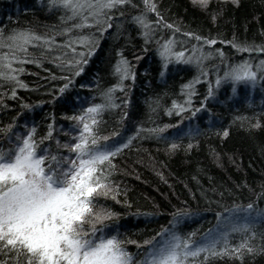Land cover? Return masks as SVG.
<instances>
[{
  "label": "trees",
  "instance_id": "1",
  "mask_svg": "<svg viewBox=\"0 0 264 264\" xmlns=\"http://www.w3.org/2000/svg\"><path fill=\"white\" fill-rule=\"evenodd\" d=\"M136 2L139 4L140 0ZM157 3L164 19L175 24L180 31L161 28L155 33L154 42L147 45L148 51L144 52L139 30L127 23L128 13L135 14L136 10L129 9L124 17H118L124 22V29L119 34L114 24L102 36L96 27L73 29L70 35H59L58 30L71 27L72 22L62 23L63 10H49L48 0H0V31L10 33L30 29L39 35L55 37L50 52L45 51L44 46L29 49L40 58V66L34 63L22 66L25 71L19 78L27 87L17 88L15 99L11 98V87L0 82V129L14 124L12 131L23 134L35 126L39 138L46 133L47 125L52 123L50 117L54 115V137L63 144L70 139L63 132L73 123L63 117L72 115L74 108L78 112V103L85 107L102 103L103 91L116 83L112 66L119 59V52L134 66L136 81L134 85L131 81L125 82L127 95L116 93V103L122 104L127 99V106L103 114L102 132L105 135L114 130L120 133L119 136H110L108 143L126 141L141 126L148 129L171 125L160 134L167 139L142 132L115 158L117 168L112 180L119 186L117 199L120 202L102 201L119 214L116 223L122 226V238L141 244L145 239L158 238L157 233L170 228L177 211L198 214V218L185 223L186 215L180 217L174 229L181 236L194 232V239H197L211 228L217 221V213H224L225 208L254 202L256 207L264 209V198L257 199L264 191V79H258L255 86L237 85L235 94L230 83H222L214 98L201 104L209 83L215 88L218 75L223 77L226 71L244 61L250 62L255 70V66L264 60V52H237L228 43L235 37L238 43L264 45V0H240L239 8L213 0L210 11L222 9L215 21L209 12L194 8L190 0H157ZM184 32H195L216 39L217 43L211 46L202 42L198 44L195 39L184 36ZM79 37L98 41L95 53L84 65L82 74L73 77V83L64 95L51 103L52 96H58V89L66 82L60 77L69 75L57 67L59 61L53 58L67 53V58L71 59V49L60 45ZM172 38L176 41V50L184 51L186 57L193 55V47L200 48L206 56L211 53L201 65L208 75L201 77V82L195 85L196 95L192 97L191 107L193 111L201 110L194 116L191 111L179 116L175 112L167 114L173 101L184 103L186 96L182 94V86L200 73L195 63H173L161 81L155 41L163 43ZM73 47L78 52L87 51L78 43ZM218 50L224 52L223 59ZM3 51L6 50H0V55ZM41 52H44L43 57ZM200 54V51L195 53ZM136 56L141 59L137 60ZM53 76L56 79H52ZM258 76H264V73L258 72ZM23 104L30 108H22ZM125 111L127 118L121 121ZM257 120L262 127L250 129V122ZM196 130L199 135L195 134ZM225 130L229 133L227 137H223ZM178 132L182 133L181 137L177 136ZM172 141L180 144L175 152H169ZM189 143L193 148L186 150ZM6 144L7 140L0 132V146ZM52 148L56 150L55 141ZM60 151L68 154L62 148ZM261 233H264V224L257 226V238L252 241L257 248L264 243L260 239ZM228 239L231 245H238L242 235L233 233ZM127 247L135 256L143 253L147 246L138 249L130 244ZM210 264H240V261L225 257L213 259ZM243 264H264V252L246 254Z\"/></svg>",
  "mask_w": 264,
  "mask_h": 264
},
{
  "label": "snow or ice",
  "instance_id": "2",
  "mask_svg": "<svg viewBox=\"0 0 264 264\" xmlns=\"http://www.w3.org/2000/svg\"><path fill=\"white\" fill-rule=\"evenodd\" d=\"M194 8L209 12L213 21L221 14L222 9L210 11L213 0H190ZM219 4L231 3L240 7V0H218ZM142 5V8H141ZM49 10H63L61 22H72L71 27L58 30L59 35H70L73 29L96 27L102 36L105 31L115 28L117 34L124 29V22L118 17H124L129 9L136 10L135 14L128 13L127 23L134 25L143 38L144 52L147 45L154 42V36L161 28L179 32L180 29L173 23L164 19L157 0H48ZM152 17H155L154 19ZM184 36L195 39L198 44L215 45L216 39L202 37L195 32H184ZM264 35V33H262ZM55 37L39 35L30 29L13 30L10 33L0 31V82L11 87V98H16L17 88L27 86L19 76L28 63L40 66V58L29 52L30 48L45 47V51H52ZM86 47L87 51H77L74 44ZM157 54L160 58L159 76L163 82L169 72V65L193 64L200 68L199 75L182 86V94L186 96L183 104L173 101L167 114L182 115L192 112L194 116L200 108L192 110V97L196 95L195 85L201 82V77L208 75L201 65L211 56L204 55L202 50L193 47V55L187 56L184 51L176 50L174 38L163 43L155 41ZM224 43V41H221ZM228 43L237 52H264V45L257 46L247 42L238 43L233 38ZM98 41L87 37L76 40L69 39L60 47L70 48L71 59L67 53L55 56L59 61L57 67L69 75L61 76L66 81L58 89V96L53 95L51 103L63 96L73 83V77L80 76L84 65L94 55ZM200 51L199 56L195 55ZM221 59L224 52L219 51ZM44 52H41L43 57ZM119 59L112 66V74L116 83L102 93V103H94L85 107L78 103L79 111L73 109L72 115L63 118L72 121V125L63 132L70 139L63 144L55 139V116H51L52 123L47 125L44 135L37 138V128L32 126L25 133L12 131L14 124L0 129L7 140V144L0 146V264H210L213 259H228L240 261L243 264L244 256L264 252V243L259 248L252 244L257 238V226L264 224V209L256 207L254 202L246 206L233 205L225 208L224 213H217L215 229H209L204 236L196 240V233L181 236L174 230L179 218L186 215L177 211L174 214L170 228L157 233V237L145 239L143 243L122 238V226L116 223L118 213L112 211L102 201L112 199L119 203V186L112 176L116 172L115 158L124 149L132 145L133 140L139 138L142 132L156 135L158 138L171 125L148 128L143 126L136 130L135 135L129 136L126 141L108 143L110 136H119L118 131L105 135L101 126L105 122L103 114L127 106L128 100L122 104L116 103V93L127 95L125 82L136 81V73L132 63L117 53ZM136 59H141L136 56ZM20 65L21 67H14ZM258 72L264 73V60L254 66L244 61L226 71L223 77L217 76L215 88L209 83L208 92L203 105L208 99L214 98L216 90L222 83H230L232 92H237V85L245 84L255 86ZM52 79H56L55 76ZM99 85V81H97ZM22 108H30L23 104ZM155 110V109H153ZM125 111L121 121L127 118ZM246 119V118H238ZM257 120L250 122V129L261 128ZM196 135L199 131L196 130ZM192 135V132H189ZM229 135L223 131V137ZM182 136L181 132L177 133ZM48 141V144H45ZM55 141L56 150L52 148ZM64 149L65 155L60 149ZM180 144L170 142L169 152H175ZM193 144L189 143L186 150H191ZM246 186V185H245ZM264 198L262 191L257 199ZM240 213H244L241 217ZM243 220V222H241ZM233 233L242 235L238 245L229 243V236ZM260 239L264 241V233ZM134 244L138 249L142 246L143 253L133 255L127 245ZM139 257V258H138Z\"/></svg>",
  "mask_w": 264,
  "mask_h": 264
},
{
  "label": "bare ground",
  "instance_id": "3",
  "mask_svg": "<svg viewBox=\"0 0 264 264\" xmlns=\"http://www.w3.org/2000/svg\"><path fill=\"white\" fill-rule=\"evenodd\" d=\"M197 216H198V214H197V213H194V212H192V213H187L185 219L183 220V223H185V222H187V221H191V220H193V218H198ZM215 225H216V221L212 224V226L215 227ZM212 226H211V227H212ZM209 229H210V228H209ZM204 233H205V232H204ZM204 233H203V234H204ZM201 235H202V234H201Z\"/></svg>",
  "mask_w": 264,
  "mask_h": 264
},
{
  "label": "rangeland",
  "instance_id": "4",
  "mask_svg": "<svg viewBox=\"0 0 264 264\" xmlns=\"http://www.w3.org/2000/svg\"><path fill=\"white\" fill-rule=\"evenodd\" d=\"M244 215V213H240V216L242 217ZM241 222H243V220H241ZM217 221H216V225H217ZM216 225H215V227H216ZM215 227L214 226H212L210 229H215ZM209 230V229H208ZM208 230L205 232V233H207L208 232ZM163 231V230H162ZM204 233V234H205ZM204 234H202V235H200L196 240H199V239H201L203 236H204ZM159 238V237H158ZM157 238V239H158Z\"/></svg>",
  "mask_w": 264,
  "mask_h": 264
}]
</instances>
